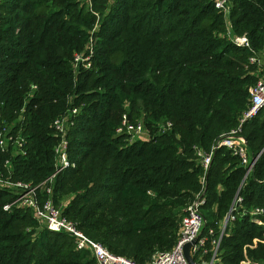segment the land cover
<instances>
[{"label": "trees", "instance_id": "16d2710c", "mask_svg": "<svg viewBox=\"0 0 264 264\" xmlns=\"http://www.w3.org/2000/svg\"><path fill=\"white\" fill-rule=\"evenodd\" d=\"M92 1L2 0L0 133L26 105L14 130L26 137L27 153L0 149V172L8 174V159L15 179L39 183L53 172L51 123L72 97L82 107L69 135L77 165L59 176L52 199L62 207L73 193L65 216L112 252L147 264L174 247L185 209L201 190L205 172L194 147L209 151L239 124L259 68L249 48L223 36L214 0ZM231 19L234 32L264 51V0H234ZM99 22L93 65L76 75L74 53ZM32 84L38 89L26 101ZM125 113L143 120L149 139L116 135ZM242 133L259 158L245 179L237 156L225 147L215 152L205 174V230L218 228L237 193L243 209L264 206V108ZM13 198L0 188V264H97L68 234L40 227L31 209H5ZM228 232L222 264H239L244 245L263 229L237 213ZM249 254L264 264V243Z\"/></svg>", "mask_w": 264, "mask_h": 264}, {"label": "built area", "instance_id": "2783aa9c", "mask_svg": "<svg viewBox=\"0 0 264 264\" xmlns=\"http://www.w3.org/2000/svg\"><path fill=\"white\" fill-rule=\"evenodd\" d=\"M2 0H0L1 5ZM216 8L223 14L226 25V32L223 36L230 42L239 47L249 48L252 51L250 63L259 68V79L256 84L249 89L250 102L248 108L243 112L239 124L229 132L216 139L209 151L195 146V153L204 172L209 170L215 152L222 147L229 149L233 155L237 156L240 164L246 169L245 179L252 172L259 156L252 157L248 149V141L242 133L243 124L259 114L264 108V51L253 49L248 34H237L234 32L231 19L234 8V0H214ZM89 6L92 7V0H89ZM98 15V13H97ZM3 16V10L0 7V22ZM99 16V15H98ZM98 23L92 30L86 46L81 51H76L73 56V69L77 75L82 69H89L93 65V59L96 51L95 30ZM38 89L36 84H32L27 94L26 101L35 96ZM70 97V106L64 113L56 117L51 123V128L57 136V143L54 147L55 164L53 172L39 183L15 179L12 174L10 159L6 161L8 174L0 172V188L8 190L14 195L12 201L5 205V209L10 210L13 207L31 209L34 218L40 224V227L47 228L53 232H62L68 234L73 240L78 250L89 251L95 258L97 264H140L136 260L112 252L103 243L94 240L88 236L77 224L76 221L69 219L63 213V207L57 206L52 194L59 176L70 168H75L77 162L70 155L69 135L76 125V119L80 114L82 107L72 104ZM26 105L20 112V117L11 126L5 127L0 133V149L3 153L26 155L27 139L22 135L21 130H14L17 122L21 124L25 120ZM20 124V127L22 126ZM172 122L162 125V130L172 128ZM148 130L142 119L131 120L129 114L125 113L121 124L116 128V135H126L130 141L143 139L137 137L143 135ZM149 133V131H148ZM150 136V135H149ZM149 139V138H148ZM205 174L201 178L202 187L194 200L188 204L185 214L181 219L179 227V237L171 250L156 251L147 264H190L185 248L190 245L189 253L197 264H222L221 243L225 235H228L229 226L236 220L237 213L242 216L250 217L251 221L262 227V236L255 237L253 243L246 245L243 249V258L240 264H259L248 254V249H254L259 244L264 243V206H254L249 209L242 208L243 197L237 193L227 215L218 223V228L211 227L205 230L206 218L202 212V206L205 203L206 179ZM48 194L47 198H42L41 193Z\"/></svg>", "mask_w": 264, "mask_h": 264}, {"label": "rangeland", "instance_id": "374dc122", "mask_svg": "<svg viewBox=\"0 0 264 264\" xmlns=\"http://www.w3.org/2000/svg\"><path fill=\"white\" fill-rule=\"evenodd\" d=\"M83 1H85V2H87L88 4H89V0H82V2ZM108 1H110V4L113 2V0H108ZM92 3H93V1H92ZM100 27H101V22H99L98 23V27H97V29H100ZM16 122V121H15ZM151 136V132H149L148 133V131L145 133V134H143V135H140V136H137V137H141V138H143L144 140L145 139H148V138H150V136ZM75 195L73 194V193H70V194H68V195H66V197H65V199L62 201V207L64 208L65 206H67L68 205V203L70 202V199L72 198V197H74ZM253 243V241L251 242V243H247L246 245H249V244H252ZM246 245H244V247L246 246ZM244 247H243V249H244ZM249 251H250V248L248 249V254H249ZM249 256H250V254H249ZM251 257V256H250ZM252 258V257H251ZM240 264V263H239Z\"/></svg>", "mask_w": 264, "mask_h": 264}, {"label": "water", "instance_id": "95a60500", "mask_svg": "<svg viewBox=\"0 0 264 264\" xmlns=\"http://www.w3.org/2000/svg\"><path fill=\"white\" fill-rule=\"evenodd\" d=\"M190 245L191 244H188L185 248V254H186V257L188 259V261L190 262V264H197L191 257L190 253H189V248H190Z\"/></svg>", "mask_w": 264, "mask_h": 264}]
</instances>
